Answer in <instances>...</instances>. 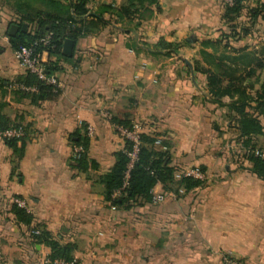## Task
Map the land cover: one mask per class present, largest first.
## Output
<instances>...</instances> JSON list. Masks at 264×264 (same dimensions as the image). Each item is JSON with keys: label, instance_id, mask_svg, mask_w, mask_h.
<instances>
[{"label": "crops", "instance_id": "crops-1", "mask_svg": "<svg viewBox=\"0 0 264 264\" xmlns=\"http://www.w3.org/2000/svg\"><path fill=\"white\" fill-rule=\"evenodd\" d=\"M0 2V31L9 39L0 38V80L10 84L27 73L10 26L34 32L23 21L29 13L73 11L66 0L31 8ZM126 2L88 0L89 15L102 22L70 56H43L60 68L59 96L33 102L0 88L2 114L26 131L21 157L0 138V264H50L51 249L36 242L35 230L72 245L76 264H225V256L264 264V180L244 158L236 112L264 126L254 102L264 82V18L240 42L221 36L228 24L251 25L250 9L264 0L243 2L231 23L225 0H158L132 18L117 14ZM119 122L162 138L177 173L202 170V187L174 198L157 184L163 202L130 209L109 202L102 179L126 145ZM253 139L264 148V134ZM76 148L85 170L73 159ZM13 198L24 201L31 225L18 221Z\"/></svg>", "mask_w": 264, "mask_h": 264}, {"label": "trees", "instance_id": "trees-1", "mask_svg": "<svg viewBox=\"0 0 264 264\" xmlns=\"http://www.w3.org/2000/svg\"><path fill=\"white\" fill-rule=\"evenodd\" d=\"M53 1V0H48ZM73 14L70 16H58L43 11L29 13L23 20L29 24H35L36 30L34 32H19L16 36L10 37V44L14 51L22 48L34 47L35 52L42 54L46 52L50 58H64L63 45L67 39L76 42L80 37L89 34L90 27L98 25L102 19L98 15H89L87 9L88 0H66ZM158 0H127L126 4L120 9L117 14L126 17L141 16L142 11H147L149 6L156 5ZM27 8H31L30 4H23ZM244 9L243 0H234L232 6H226L224 19L231 23L240 16ZM250 16L252 23L249 26L240 27L237 25L228 24V33L221 31V36L225 39H232L235 42H240L244 36L249 34L253 29L259 16L264 18V3L258 2L257 7L251 8ZM92 17L91 22L87 21L88 17ZM51 34V42L49 45L38 44L34 46L37 41ZM228 44V43H227ZM243 50V49H242ZM47 75H55L60 72V68L55 62L49 60L45 64ZM18 83L26 86L36 87V92L20 93L29 96L33 102L40 100H51L59 96L60 88L49 85L40 80L35 74L26 73L25 78L17 80ZM211 85L215 83L211 79ZM9 83L0 80V88H9ZM255 111L259 114H264V82L262 83L260 93L257 95ZM3 105L0 104V130H6L10 127H18L19 125L12 124L8 118L2 114ZM237 129L239 130V143L243 151L244 158L251 164V171L260 179L264 180V159L258 158L254 155L258 148L253 136L264 134V126L257 116L247 113L244 109L237 110ZM123 127H131L129 123H118ZM141 149L139 152V159L134 168L130 172L128 186L124 188V177L128 169L129 158L126 154L132 147L131 142L126 141L123 151L116 155V163L110 173L105 175L102 182L105 185V196L113 205L130 209L134 204L152 203L153 189L157 184L163 186L164 190L170 193L177 194L179 189L183 188L185 193H189L195 189L202 187L203 181L192 177L182 176L176 179L177 169L171 165V155L169 151H161L155 147L156 137L142 133ZM21 140L11 139L5 140L7 145L13 152L21 157L23 154L22 145L18 146ZM24 142V141H22ZM87 140L84 143L86 147ZM76 144H80L77 142ZM77 167L80 170H85L88 163L85 153L80 152L79 158L76 160ZM96 167L95 164H93ZM118 195V197H114ZM12 212L16 215L18 221L25 225H31L33 218L26 211V209L13 206ZM36 242L39 244H46L51 249L50 264H55L56 260H63L66 262H73V246L70 244L62 246L55 240H52L49 235L40 231L39 235H33ZM76 264V263H75Z\"/></svg>", "mask_w": 264, "mask_h": 264}, {"label": "built area", "instance_id": "built-area-1", "mask_svg": "<svg viewBox=\"0 0 264 264\" xmlns=\"http://www.w3.org/2000/svg\"><path fill=\"white\" fill-rule=\"evenodd\" d=\"M246 1H251V0H243V2H246ZM225 4L226 6H232L234 4V0H225ZM0 38H3L6 41L9 40L7 35H4L1 31H0ZM50 42H51V34L37 41L34 46H37L38 44H43L47 46L50 44ZM44 55H48V54L46 52L42 54H38L35 52L34 47L22 48L20 50L14 51V57L18 65L22 69H24L26 72L35 74L40 80L44 81L45 83L59 88L57 77L55 75H51V76L47 75L45 64L49 62V60L44 61L43 60ZM8 87L10 89L20 90L23 92H36L37 91L36 87L26 86L25 84L18 83L17 81L10 83ZM116 129L118 133L125 140H128L132 144L131 149L126 152L129 158V163H128V169L124 177V188H125L128 186L130 172L134 168L136 162L139 159V152H140L141 145H142L140 135L142 133L140 132V129L138 125L136 124H132L131 127H123V126L117 125ZM25 136H26V131L23 126L10 127L6 130H0V138L4 140H11V139L21 140L25 138ZM154 145L157 149L161 151H169L168 145L160 137L156 138ZM79 154H80V149L76 148L73 153V159L77 160L79 158ZM254 155L258 158L264 159V149H256L254 151ZM182 176L192 177V178L199 179V180H203L205 178L204 173L199 167L189 169L181 173H177L176 179H180ZM183 194H185V191L183 188H181L179 189L177 194L171 193V196L176 198L177 196L183 195ZM164 200H165L164 195L153 193L152 203L157 204V203L163 202ZM12 202L14 203V205H17L18 207H21L24 209L26 207L24 201H22L21 199L13 198ZM32 234L39 235L40 230H35L32 232ZM224 263L225 264H245V263H242L238 259L231 258L228 256L224 257ZM55 264H75V261L66 262L63 260H56Z\"/></svg>", "mask_w": 264, "mask_h": 264}, {"label": "water", "instance_id": "water-1", "mask_svg": "<svg viewBox=\"0 0 264 264\" xmlns=\"http://www.w3.org/2000/svg\"><path fill=\"white\" fill-rule=\"evenodd\" d=\"M27 31H28V25L27 24H23L21 26L16 25V24H12L10 26V28H9L8 35L10 37H14L19 32L26 33ZM73 48H74V41L73 40H70V39H67L64 42V45H63V54L64 55H67V56H70L72 54V52H73Z\"/></svg>", "mask_w": 264, "mask_h": 264}, {"label": "rangeland", "instance_id": "rangeland-1", "mask_svg": "<svg viewBox=\"0 0 264 264\" xmlns=\"http://www.w3.org/2000/svg\"><path fill=\"white\" fill-rule=\"evenodd\" d=\"M34 1H37V0H13V3L15 4V6L21 5L22 3H24V4H27L28 3L30 5H34V3H33ZM43 3H46V1H44ZM3 7H4L3 4L0 2V9H3Z\"/></svg>", "mask_w": 264, "mask_h": 264}]
</instances>
